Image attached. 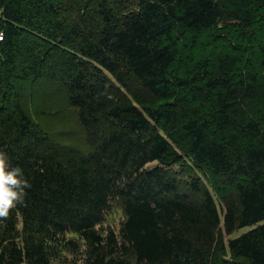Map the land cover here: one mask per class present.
Segmentation results:
<instances>
[{
    "label": "trees",
    "instance_id": "16d2710c",
    "mask_svg": "<svg viewBox=\"0 0 264 264\" xmlns=\"http://www.w3.org/2000/svg\"><path fill=\"white\" fill-rule=\"evenodd\" d=\"M0 153V264H264V0H0Z\"/></svg>",
    "mask_w": 264,
    "mask_h": 264
},
{
    "label": "rangeland",
    "instance_id": "374dc122",
    "mask_svg": "<svg viewBox=\"0 0 264 264\" xmlns=\"http://www.w3.org/2000/svg\"><path fill=\"white\" fill-rule=\"evenodd\" d=\"M29 90L28 85L25 86ZM37 102L39 106L42 108L44 106L45 102H48L53 109H55L54 102L52 97H45L42 96L41 99L37 98ZM64 107L59 106L57 115H49L47 116V120L43 118V120L47 123V127L49 130H51L56 137H61L66 140V142H74V143H80L83 140H85L86 136L82 129V127L75 121V115L71 114V112H65L63 111ZM63 112V114H62ZM63 115L60 116V115ZM188 153H183V159L181 161H178L176 165L173 166V169L177 171L179 176L183 180H191L193 177L200 176L202 180L205 181V183L212 189L215 195H217L216 191L213 189L212 184L208 182V180H205V170L198 168L196 164L189 158L187 155ZM152 166L155 164H151ZM230 188L226 189V192H229ZM217 198V196H216ZM219 204V202H218ZM124 219V213L122 209L119 207V205H114L113 209L106 213L105 219H104V225L110 226L117 231L120 230L121 222ZM249 230V227L239 229L236 232L230 234V236L226 233H224V237L226 240H229L230 238L237 237L241 235L242 233ZM229 251V250H228ZM227 256L229 259L231 258V253L228 252Z\"/></svg>",
    "mask_w": 264,
    "mask_h": 264
},
{
    "label": "clouds",
    "instance_id": "9594fccd",
    "mask_svg": "<svg viewBox=\"0 0 264 264\" xmlns=\"http://www.w3.org/2000/svg\"><path fill=\"white\" fill-rule=\"evenodd\" d=\"M28 182L19 168L8 170L7 156L0 153V216H7L14 204L21 200Z\"/></svg>",
    "mask_w": 264,
    "mask_h": 264
}]
</instances>
